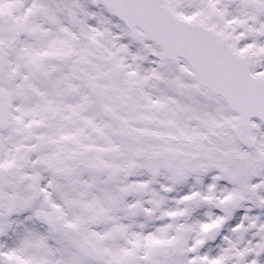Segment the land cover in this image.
<instances>
[{"label":"snow or ice","instance_id":"6c2138e0","mask_svg":"<svg viewBox=\"0 0 264 264\" xmlns=\"http://www.w3.org/2000/svg\"><path fill=\"white\" fill-rule=\"evenodd\" d=\"M0 264H264V0H0Z\"/></svg>","mask_w":264,"mask_h":264}]
</instances>
